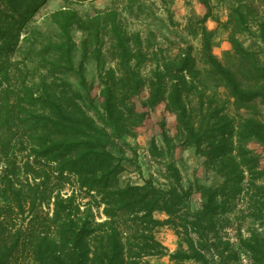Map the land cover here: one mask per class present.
Returning <instances> with one entry per match:
<instances>
[{"label": "trees", "instance_id": "obj_1", "mask_svg": "<svg viewBox=\"0 0 264 264\" xmlns=\"http://www.w3.org/2000/svg\"><path fill=\"white\" fill-rule=\"evenodd\" d=\"M49 1L0 0V159L9 152L13 159L22 156L21 166L0 177V264H150L164 256L176 264H237L230 243L216 241L213 233L216 220L239 203L252 221L264 220V63L241 39L253 21L264 31V0H216L228 11L222 27L236 58L229 66L214 55L207 28L215 6L199 0L205 14L195 35L201 36L204 71L191 50L172 60L132 50L116 10L82 17L63 6L47 18L57 34L43 33L36 16ZM75 31L83 36L78 66ZM109 34L115 66L107 68L103 43ZM90 59L98 85L84 75ZM147 61L154 62L149 79L139 71ZM200 77L225 90L238 123L217 108L193 118L185 96ZM159 109L174 119L181 147L194 149L221 177L219 185L185 188L175 165L167 166L166 189L150 180L121 185L114 150L136 138ZM166 127L164 120V139ZM157 213L167 218L157 219ZM164 226L179 239L173 253L155 235ZM240 244L251 264H264V238L253 233Z\"/></svg>", "mask_w": 264, "mask_h": 264}, {"label": "rangeland", "instance_id": "obj_2", "mask_svg": "<svg viewBox=\"0 0 264 264\" xmlns=\"http://www.w3.org/2000/svg\"><path fill=\"white\" fill-rule=\"evenodd\" d=\"M212 4L215 6L214 17L207 22V28L213 31V53L223 64L229 66L236 58L228 42V35L222 27L228 19V11L216 0H212ZM63 6L76 11L82 17L92 16L96 11L116 10L121 33L132 50L140 48L148 58L152 57L153 53H159L160 60H172L182 52L191 50L196 59L197 68L201 71L205 70L201 36L195 35V29L198 27L197 20L205 14V9L199 0H88L69 1V3L66 0H50L36 16L38 27L43 33L52 36L57 34V30L51 28L47 18ZM259 11L262 16L263 10L260 8ZM137 35L140 37L138 43L135 38ZM73 38L78 44L75 55V63L78 66L82 60L83 36L79 31H75ZM241 39L244 45L257 53L264 63V31L258 29L257 21H253L250 31ZM113 52L114 39L112 34H109L103 43V55L107 68L115 66ZM153 63L147 61L140 67L139 71L145 79L150 78L151 71L154 69ZM84 75L89 83L98 85L96 63L91 59L86 61ZM67 80L73 83L75 88H79L78 80L74 75L68 76ZM195 83L196 90L185 96V102L196 121L200 119L202 113L217 108L236 123L239 122L233 100L227 96L224 89L211 88L203 77L195 80ZM89 112L97 119L94 110ZM262 112L264 121V108ZM164 120L167 122L168 139H164L160 128V123ZM174 123L172 117H166L159 109L151 113L146 126L139 129L136 138L130 137L119 142V150L115 149L114 152L122 168L120 175L122 186L144 185L147 180H150L156 187L166 189L168 182L165 172L168 165H175L179 169L185 188L197 184L217 186L222 182L219 175L206 167L205 159L197 155L194 149L181 147V134H178ZM250 148L258 154L262 153V149L256 144H250ZM1 157L0 177L9 167L21 166L22 156L19 153L15 155V159L11 157V152ZM1 191L0 183V203L5 199ZM198 203L197 196H193L191 207L197 209ZM246 207V204L239 203L231 213L219 217L213 233L216 241L230 243V249L236 254L237 264L252 263L249 253L241 247V238L248 239L253 233L264 238V220L252 221L247 217ZM155 217L160 220L167 218L162 213H157ZM155 235L170 253L178 249L179 239L171 227L158 228ZM150 264L176 263L172 262L168 256H164L150 259Z\"/></svg>", "mask_w": 264, "mask_h": 264}]
</instances>
